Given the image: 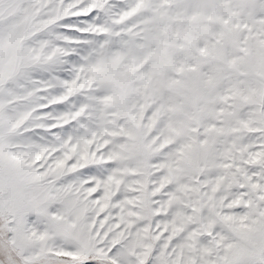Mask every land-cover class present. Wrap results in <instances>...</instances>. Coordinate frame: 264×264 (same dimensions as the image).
Here are the masks:
<instances>
[{
  "label": "snow or ice",
  "instance_id": "snow-or-ice-1",
  "mask_svg": "<svg viewBox=\"0 0 264 264\" xmlns=\"http://www.w3.org/2000/svg\"><path fill=\"white\" fill-rule=\"evenodd\" d=\"M0 264H264V0H0Z\"/></svg>",
  "mask_w": 264,
  "mask_h": 264
}]
</instances>
